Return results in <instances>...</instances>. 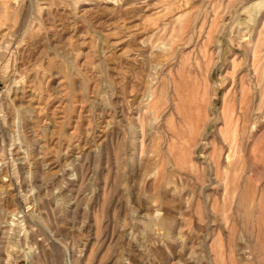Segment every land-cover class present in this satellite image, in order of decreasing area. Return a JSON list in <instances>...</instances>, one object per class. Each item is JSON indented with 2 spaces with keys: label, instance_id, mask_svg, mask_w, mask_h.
Listing matches in <instances>:
<instances>
[{
  "label": "rangeland",
  "instance_id": "rangeland-1",
  "mask_svg": "<svg viewBox=\"0 0 264 264\" xmlns=\"http://www.w3.org/2000/svg\"><path fill=\"white\" fill-rule=\"evenodd\" d=\"M0 264H264V0H0Z\"/></svg>",
  "mask_w": 264,
  "mask_h": 264
}]
</instances>
